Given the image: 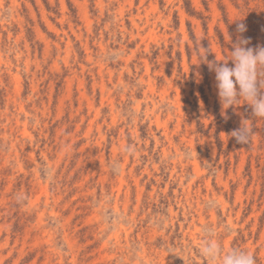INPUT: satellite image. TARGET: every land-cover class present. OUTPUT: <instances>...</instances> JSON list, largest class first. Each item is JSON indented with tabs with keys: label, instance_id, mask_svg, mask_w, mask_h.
I'll list each match as a JSON object with an SVG mask.
<instances>
[{
	"label": "rangeland",
	"instance_id": "1",
	"mask_svg": "<svg viewBox=\"0 0 264 264\" xmlns=\"http://www.w3.org/2000/svg\"><path fill=\"white\" fill-rule=\"evenodd\" d=\"M241 40L264 0H0V264H264V118L215 71Z\"/></svg>",
	"mask_w": 264,
	"mask_h": 264
},
{
	"label": "clouds",
	"instance_id": "2",
	"mask_svg": "<svg viewBox=\"0 0 264 264\" xmlns=\"http://www.w3.org/2000/svg\"><path fill=\"white\" fill-rule=\"evenodd\" d=\"M243 30V25L239 26ZM247 41L241 40L233 46L232 61L235 65L230 69L224 65L215 67L217 87L222 104L228 107L235 105L238 98L243 97L249 102L252 113L255 116L264 118V88L261 87L260 81L257 79L258 68L264 69V48L257 50L255 53L252 49H246L244 45ZM244 64L249 69L248 76L240 85L239 89H229L225 86V76L232 73L236 67ZM250 130L243 124L238 130L232 132L239 143H246ZM200 254L206 259H210L214 264H255L254 256L245 250L232 249L223 252L220 245L215 242L204 241L200 247Z\"/></svg>",
	"mask_w": 264,
	"mask_h": 264
}]
</instances>
